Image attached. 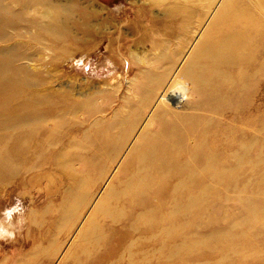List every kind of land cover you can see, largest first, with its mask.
Masks as SVG:
<instances>
[{"label": "rangeland", "instance_id": "374dc122", "mask_svg": "<svg viewBox=\"0 0 264 264\" xmlns=\"http://www.w3.org/2000/svg\"><path fill=\"white\" fill-rule=\"evenodd\" d=\"M46 1L0 0V48H18L25 55L21 62L40 73L34 89L49 95L48 104L61 112L76 113L66 118L72 132L65 139L58 133L46 139H63L61 145L36 152L11 148L16 137L0 129V158L19 156L17 169L0 164V236L15 233L14 239H0V264H264V229L236 223L245 214L242 197L252 196L264 209V19L251 24L257 52L244 67L229 70L235 82L219 86L225 100L217 103L216 95L190 86L183 97L187 103L200 101L202 111L196 115L189 106L174 116L162 111L166 94L151 78L162 74L159 66L171 63L173 70L180 64L219 0ZM237 1L252 14L253 2ZM52 5L66 10L60 15L72 26L67 37L54 39L44 30L53 22L39 10L51 11ZM147 69L152 72L143 77ZM182 72L181 66L173 79ZM92 108L97 114L85 115ZM117 111L126 122L134 111L143 115L120 153L110 145L114 135L125 133L117 127ZM149 129L157 144L153 157L142 145ZM135 143L140 152L132 150ZM59 152L62 165L56 164ZM141 155L147 156L141 168L153 170L132 165ZM133 173L154 184L144 196L147 208L131 202L130 192L121 201L106 196L111 188L123 192L121 182ZM160 189L166 192L151 202ZM198 193L202 205L183 211L186 199ZM111 206L122 209L115 220L95 211Z\"/></svg>", "mask_w": 264, "mask_h": 264}, {"label": "bare ground", "instance_id": "6f19581e", "mask_svg": "<svg viewBox=\"0 0 264 264\" xmlns=\"http://www.w3.org/2000/svg\"><path fill=\"white\" fill-rule=\"evenodd\" d=\"M249 1L250 3L253 2L251 15L249 12L250 7L247 4L241 6L238 5L237 0H219L218 4L214 7L212 13L210 12L211 15L203 30L201 29L197 33V35H195L196 38L194 40V43L191 45L192 46L191 50L189 49L188 54L185 53L186 56L184 57V59L182 58L183 60L180 62V64L173 70L170 68L171 63H168L170 64L169 66L164 65L161 67L158 65L159 69H164V70L160 76H152L151 82L153 86H161L164 90V94H166V96L164 97L165 98L164 101H162L163 104H161V107L163 108L162 110L163 112L173 114L174 116H179V115H183L184 111L189 106H190L189 109H192L193 112H195L194 114L196 115L197 113L202 111V105L200 101H196L195 103L192 102L187 103V101L183 97V95L186 93V90L189 89L190 86L197 88L200 93H202V87H203V90L207 92V95L209 94L216 95L214 99H216L217 103H219L222 100H225L226 94L219 93V89H220L219 86L222 84L221 82L223 83L229 81L235 82L236 80L234 74L231 73L229 70L235 67L239 69L244 67L246 63L252 59L254 53L257 52V50L259 49L257 42L252 38L253 34L251 32L252 29L251 24L252 22L256 24V21H261L264 19V8L262 6L263 2L262 0H249ZM29 2L30 0H28V3ZM35 3H39V5L48 4L46 0H35ZM52 7L53 8L51 9V11H47V12H42L39 10V14L41 13L40 15H42L44 18H50V20L53 22V25H47V26H46L47 23H45L43 26V27L46 26L44 30L48 31L52 37H55L54 39H56L57 37L58 38L67 37V35L72 32V26L70 24L69 19L60 15L64 13L63 12L64 8H60V10L58 11V6L52 5ZM179 8L180 10L178 11H182L185 9L183 6H180ZM176 11L177 10H175V12ZM169 14L171 15V13ZM189 14L188 17L190 18ZM243 16L245 19H243V21L240 22V17ZM251 18L252 20L253 19L254 20L251 21ZM204 30L205 32H203ZM50 44L53 47L55 45L54 42H50ZM263 50L264 48L262 49V51ZM173 54L175 56V53ZM176 54L179 53L177 52ZM163 55L166 54L163 53ZM182 55L184 56V54ZM23 59H25V55L21 51H19V49L16 47L9 49L0 48V129L3 130V132L8 135H13L16 137L15 142L11 144L12 145L11 148L13 149H17L16 146H18V148H21L23 146H29L32 148L34 152H36L37 149L41 147L48 148V147L61 145L64 142L63 139L62 141H60L61 139H59L58 143H57L58 139H55V141L52 142H47L46 139L47 137L57 136L58 134H60V136L65 139L66 134L68 135L69 133L72 132L71 129H69V126L65 125L66 118L71 114L72 115L75 114L76 111L70 110L69 108H65V112L63 113L58 107L48 104L49 95H46L45 93H42L41 91L39 92L38 90L34 89V86L36 87V85L40 83L41 80L39 76L40 73L36 72L35 68L29 67L25 63H22L21 61ZM180 60H181V56H180ZM163 61L165 62V60ZM202 61H204L203 67H202ZM181 66L183 72L181 73L180 77H178L177 79H173L174 72ZM151 72L149 71V69H147L145 72H142V75L143 77L144 76L149 77L150 76L149 74H151ZM245 73L246 72H244V74ZM240 76L243 85H245L246 82L243 81L245 76L243 77V74H241ZM211 77L219 78L220 84L213 83ZM174 81H175L174 86L180 88V91L179 90L174 91L172 89L173 84L171 83L172 82L174 83ZM23 92H28V97L26 99L22 98L21 96L22 95L21 93ZM179 96L181 98H179ZM208 103L210 102L206 101L204 103V106L207 107L206 104L210 106ZM95 109L93 108L90 109L89 111L85 112L86 113L85 115L91 117L95 113L97 114L98 110ZM206 109L208 111V108ZM93 110L95 111L94 114L92 113ZM116 114H117L116 120L120 118V120H117V122L119 123L117 127L120 129L124 128L125 133L114 135V137L111 138L110 140V145H111V150L113 152L116 153L119 151L120 153L121 150L119 149L123 148L124 145L134 134L133 132L136 129L135 126L137 121L138 120L143 121V115L138 114V112L134 111L133 119L131 120V122H126L124 117L120 115L119 111H117ZM206 116L209 118V115ZM50 121H54L52 123V129L47 130L46 125H48ZM99 123L100 121L97 120V122L94 125ZM162 131L164 132V135H167L168 138L171 137L172 133H169L165 128H162ZM146 132L144 133V136L147 138V140L142 145L143 146L147 145L144 147L146 148V151L148 150L149 151L148 152L145 151V152L146 153L152 152L151 157H153L154 156L153 151L155 150L157 144L153 139L151 133L152 131L149 129ZM168 134L170 135L168 136ZM40 135L42 138H39ZM24 136L28 138L24 139ZM34 139L35 141L31 142V140ZM71 141L72 140H70L69 142ZM140 145L141 144L139 143L137 144L135 143V145L132 147V150H135V152H140L141 149ZM242 146H247V144L245 145L244 143L242 144ZM58 154L59 156L57 157L56 164L62 165L61 163L62 155L60 152ZM118 155L116 157H118ZM151 157L149 158L151 159ZM18 158L19 156H14V155L9 157L2 156V158H0L1 161L0 164L5 165L4 163L9 162V164H11L9 168L13 169L17 164L15 162H18L17 161ZM146 158H147L146 155L138 156L132 165L134 167L137 166L138 171L140 170L148 171L150 169L153 170V166H147L145 168H141ZM69 161L67 162L68 164L70 163ZM161 161H163V158L158 160L159 163ZM65 165L67 164H64V166ZM158 167L159 166H157V168ZM15 169L17 168L15 167ZM147 178L148 177L146 175H142L141 173L140 174L133 173L131 174L129 179L127 180L125 179L124 181L121 182L122 186H124L123 192L116 191L115 193H112L114 192V190L113 188H111L106 191L107 194L106 196L109 199H115L116 201H121V199L124 198L123 194L125 195L126 193L130 192L133 194L131 200L129 199L131 202H138L139 205H141L142 203V206L144 208H147L148 203L144 196L147 194V192L150 189H152V185H154L151 182L148 185L146 183ZM224 178L225 176L221 175L220 179H224ZM178 186L179 185L175 186L174 188L175 191L178 190ZM168 187H169V193H171V187L170 186ZM168 187H166V191ZM161 189L157 190L158 193L154 195L151 202L156 201L158 197H160L166 192V191L165 192L162 191ZM261 190L264 193V188L263 189L261 188ZM241 201L245 209V214L243 217L239 218L236 223L237 224L253 223L254 225L250 227V231H252V228L253 229L256 228L255 225L262 227L264 229L263 205L258 206L259 204L258 205L256 204L255 198H253L252 196L251 197L247 196L245 198L242 197ZM201 205H202V193L200 194L198 193L186 199V205L184 206L183 211L190 212L192 209L200 207ZM95 211L98 212L101 211L104 215L109 216L110 218L115 220L121 214L122 209L116 206L114 207L111 206V208L108 207L103 210L102 209L99 210L95 208ZM156 212L157 209L153 208L150 213L155 214ZM175 212L176 211H171V214L174 215ZM147 216L148 215L143 212L142 214H140L141 218H147ZM89 219L92 220L91 218ZM91 223L93 224L94 222ZM157 227H158L157 224H152L150 229L154 228L152 230H156ZM162 230L164 232L167 229L164 228ZM91 237H93V240L95 242L100 241V238L97 239V236L94 233L91 235ZM238 252L239 251H237V253Z\"/></svg>", "mask_w": 264, "mask_h": 264}, {"label": "clouds", "instance_id": "9594fccd", "mask_svg": "<svg viewBox=\"0 0 264 264\" xmlns=\"http://www.w3.org/2000/svg\"><path fill=\"white\" fill-rule=\"evenodd\" d=\"M179 98H181L180 96H179ZM8 211H10V210H6V212H5V214H7L8 215ZM15 238V233H4V235L3 236H0V239H14Z\"/></svg>", "mask_w": 264, "mask_h": 264}]
</instances>
